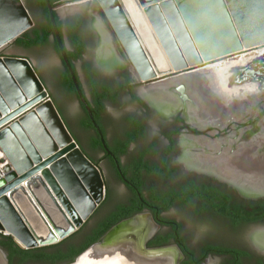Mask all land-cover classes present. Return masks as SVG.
<instances>
[{
    "label": "flooded vegetation",
    "instance_id": "1",
    "mask_svg": "<svg viewBox=\"0 0 264 264\" xmlns=\"http://www.w3.org/2000/svg\"><path fill=\"white\" fill-rule=\"evenodd\" d=\"M66 1L51 4L79 89L54 30L46 42L15 40L13 47L35 56L44 84L53 69L54 86L70 102L53 101L98 167L104 197L76 232L25 263L68 264L96 243L140 235L143 248L170 255L169 264H264V108L248 114L251 107L240 97V89L257 88L241 77L257 68L245 70L238 89L222 96L235 93L236 100L217 99L225 111L215 115L214 105L205 113L210 104L199 102L200 82L194 98L187 81H174L178 75L162 77L173 80L164 87L143 81L96 3L82 0L84 7L69 12L81 5L60 8ZM26 2L34 25L22 37L36 39L52 23L39 0ZM202 89L210 97L207 83ZM249 157L253 171L242 167Z\"/></svg>",
    "mask_w": 264,
    "mask_h": 264
},
{
    "label": "water",
    "instance_id": "2",
    "mask_svg": "<svg viewBox=\"0 0 264 264\" xmlns=\"http://www.w3.org/2000/svg\"><path fill=\"white\" fill-rule=\"evenodd\" d=\"M11 1L0 8L10 27L0 33V54L34 25L25 1ZM44 1L62 57L79 89L57 28V8L50 0ZM93 1L143 81L159 82L162 77H174L264 46V0ZM85 3L69 0L59 7L81 5L66 8L76 12ZM170 6L176 11L195 56L183 53L177 45ZM103 197L101 173L71 135L36 70L35 60L3 52L0 232L25 249L57 244L83 225ZM100 244L103 243L93 246Z\"/></svg>",
    "mask_w": 264,
    "mask_h": 264
},
{
    "label": "bare ground",
    "instance_id": "3",
    "mask_svg": "<svg viewBox=\"0 0 264 264\" xmlns=\"http://www.w3.org/2000/svg\"><path fill=\"white\" fill-rule=\"evenodd\" d=\"M8 2H12L11 0H4L0 3V8L4 5H7ZM169 16L172 22L173 33L176 36L177 45L181 47L183 53H187L190 56H195V52L192 49L189 38L186 35L183 26L181 25L179 18L177 16L176 11L172 6L168 9ZM0 33L4 34L6 31L10 30L9 23L5 21V12L0 10ZM9 27V28H8ZM171 28V29H172ZM5 31V32H3ZM261 47V46H260ZM251 58V57H250ZM250 58L242 57L236 61H215L214 63H208L207 65L201 67L200 69H196L189 72H184L177 77L174 78V81H187L190 85L191 94L196 97V87L197 82H200L199 88L200 92L203 93V98H199V102L201 104H210V108H205V113L209 112L211 108H214L215 105V115L222 113L226 108H220L216 103L217 99L221 98L224 94L229 93V89H238L239 83H235L239 81V75L241 76L244 70H249V66L253 63L256 64L257 61L252 60ZM253 64V65H254ZM252 65V66H253ZM245 67V69H243ZM241 68V69H240ZM247 68V69H246ZM258 69V67H256ZM243 70V71H236ZM253 72V71H252ZM252 72L247 74L245 77L242 75V84H254L256 79H252L254 76ZM264 79V78H263ZM173 80L161 81L156 86H167L169 82ZM260 81V80H259ZM202 82L207 83L208 88H210V97L207 96L202 89ZM193 83V84H192ZM195 84V86H193ZM205 85V84H204ZM244 85V86H245ZM254 86H257L254 85ZM159 92L164 93V90H159ZM215 97V104L213 102V98ZM232 110V109H231ZM231 112V111H230ZM248 152L247 155H249ZM249 162H244L243 169L246 171H253L255 166L253 163V158H248ZM261 169V168H259ZM258 169V170H259ZM252 173H249L251 175ZM138 234V233H137ZM131 237V236H130ZM127 238V237H126ZM124 238H122L123 240ZM121 240V239H120ZM117 241V240H116ZM119 241V240H118ZM114 243V242H113ZM171 257L165 253L159 252H150L143 248L141 245V236H136L131 239H126L122 242H118L115 244L105 243L100 245H95L89 248L86 252H84L73 264H169Z\"/></svg>",
    "mask_w": 264,
    "mask_h": 264
},
{
    "label": "rangeland",
    "instance_id": "4",
    "mask_svg": "<svg viewBox=\"0 0 264 264\" xmlns=\"http://www.w3.org/2000/svg\"><path fill=\"white\" fill-rule=\"evenodd\" d=\"M26 1V0H24ZM27 4V2H26ZM27 7L28 9H31V6L29 4H27ZM65 7V6H63ZM60 6V8H63ZM58 7V10L60 9ZM66 8V7H65ZM31 11V10H29ZM213 14V13H212ZM212 19L215 20V13H214V16L212 17ZM198 21V19H196ZM206 35V34H205ZM22 36V35H21ZM13 43H11L10 45H8V47H6L5 49H3V51L1 52V54H3V52H8V53H12V54H27V55H32V54H29L28 52H23L21 50H18L17 48H14L13 47ZM0 54V55H1ZM32 57L34 58V60H37L35 58V56L32 55ZM242 57H245V58H250L252 60H255V61H259L257 62L256 64H254L253 66L250 65V67L248 69H253V68H256L258 67V69H255L256 72L257 70H261L260 72H258V75L256 72H252L253 75H256V76H253L252 79H256L255 80V83L253 85H256L257 84V88H252L251 89V93L248 92L246 89H240V97L242 98L243 97V104H247V105H250L251 108H248V111L247 113H251L252 115H259V111H260V108H264V46H261V47H256L254 48L253 50H250V51H244L243 53L239 54V55H236V56H232V57H229V58H225L224 60H222L223 62L225 61H236ZM241 69V68H240ZM245 69V68H243ZM247 69V68H246ZM236 71H243V70H236ZM49 72V74H48ZM47 72V80H48V85L45 83V88L47 89L48 93H49V97L54 100V97H57L59 99V101L61 102V104H63V106L67 105V103H69V98L67 97H64V95L57 90V88L54 86V83L52 82L54 80V71L53 69H50L49 71ZM244 73H247L245 72V70L243 71ZM243 72H241L243 74ZM245 76V75H244ZM260 80V81H259ZM53 91V92H52ZM238 97L236 96L235 93L233 94H229V96H226V97H221L218 104H227L228 102H231V99L232 100H236ZM240 102V101H239ZM65 111L68 110V108H63ZM248 113V114H249ZM80 137V133L78 132L77 133ZM264 136V135H262ZM83 141V139H82Z\"/></svg>",
    "mask_w": 264,
    "mask_h": 264
},
{
    "label": "trees",
    "instance_id": "5",
    "mask_svg": "<svg viewBox=\"0 0 264 264\" xmlns=\"http://www.w3.org/2000/svg\"><path fill=\"white\" fill-rule=\"evenodd\" d=\"M57 0H50V2L53 4L54 2H56ZM39 4L46 10L47 12V6L44 0H39ZM47 17L48 13H47ZM59 26V24H58ZM53 33V29L51 27V24L49 26L46 27L45 29V33L44 35L36 38V39H30L28 35H25L28 40H24V37L20 36L16 39V43L18 44H22V45H33V44H38V43H43L47 41V38L50 34ZM79 56V54L77 55ZM9 248L11 249V258H18L19 261L21 262H25L27 261V259H29L30 257L36 255L35 252L43 250L45 247H41V248H36V249H25L21 246H19L13 239H12V243L11 245H9ZM74 258V257H73ZM72 258V259H73Z\"/></svg>",
    "mask_w": 264,
    "mask_h": 264
},
{
    "label": "crops",
    "instance_id": "6",
    "mask_svg": "<svg viewBox=\"0 0 264 264\" xmlns=\"http://www.w3.org/2000/svg\"><path fill=\"white\" fill-rule=\"evenodd\" d=\"M10 55L15 56V57H25L30 60L32 59L28 55H25V54H12L11 53ZM37 65H38L37 62L35 61V67ZM12 239L13 238L6 235L5 233L0 232V264H28V263L17 261L11 258V251H10L11 249L9 248V245H11Z\"/></svg>",
    "mask_w": 264,
    "mask_h": 264
}]
</instances>
